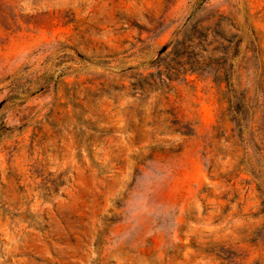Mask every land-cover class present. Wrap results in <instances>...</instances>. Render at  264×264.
Masks as SVG:
<instances>
[{"label": "rangeland", "instance_id": "obj_1", "mask_svg": "<svg viewBox=\"0 0 264 264\" xmlns=\"http://www.w3.org/2000/svg\"><path fill=\"white\" fill-rule=\"evenodd\" d=\"M0 264H264V0H0Z\"/></svg>", "mask_w": 264, "mask_h": 264}]
</instances>
